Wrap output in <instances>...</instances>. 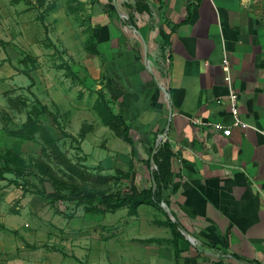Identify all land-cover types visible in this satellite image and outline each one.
Here are the masks:
<instances>
[{
	"label": "crops",
	"instance_id": "1",
	"mask_svg": "<svg viewBox=\"0 0 264 264\" xmlns=\"http://www.w3.org/2000/svg\"><path fill=\"white\" fill-rule=\"evenodd\" d=\"M80 1L89 27L85 67L74 73L123 116L137 150L132 157L131 144L101 120L96 92L91 127L78 136L83 163L113 175L131 162L124 180L133 195L149 182L146 161L165 130L173 152L165 208L141 203L130 212L126 204L111 210L97 203L102 211L79 205L68 213L56 204L61 199L50 203L4 172L0 264H264V0ZM87 37L96 51L86 48ZM224 56L246 123L227 136L190 122L230 125ZM167 217L182 234L176 256Z\"/></svg>",
	"mask_w": 264,
	"mask_h": 264
},
{
	"label": "rangeland",
	"instance_id": "2",
	"mask_svg": "<svg viewBox=\"0 0 264 264\" xmlns=\"http://www.w3.org/2000/svg\"><path fill=\"white\" fill-rule=\"evenodd\" d=\"M88 24L86 7L80 0H0V150L9 146L24 158V176L19 177L23 190L41 187L32 173L36 159L47 162L54 174L67 183L66 186L53 185L52 180L45 177L44 187L49 190L61 189L67 193L74 184L106 193L125 188L124 178L104 180L101 165L94 169L83 163L86 155L80 148L79 131L91 127L86 121L92 119L87 110L96 92H100L92 88L84 76L72 79L64 66L83 73L82 43ZM35 96L58 116L64 130L77 135L76 139L61 133L51 117L40 110ZM76 105L86 107L85 112L80 111L82 107L77 110ZM82 113L89 117L82 118ZM27 117L39 121L50 131L64 154L78 165L77 172L57 163L39 138L23 139L9 134V129L19 127ZM100 143L101 147L108 148L105 139ZM88 148L92 153L94 147ZM7 174L10 176L5 178L11 182L13 176ZM31 180H37V186ZM3 183L0 182V189ZM92 203L104 205L99 195ZM56 204L65 207L68 213H74L73 209L79 206L75 201L66 200Z\"/></svg>",
	"mask_w": 264,
	"mask_h": 264
},
{
	"label": "trees",
	"instance_id": "3",
	"mask_svg": "<svg viewBox=\"0 0 264 264\" xmlns=\"http://www.w3.org/2000/svg\"><path fill=\"white\" fill-rule=\"evenodd\" d=\"M86 48L89 49L92 46V51H96L94 47V43L90 42V38H86ZM67 75H69L72 79L77 78V75L71 69L70 66H64ZM30 78V77H29ZM30 89V88H28ZM32 93V92H31ZM8 100H11L8 97ZM35 102L39 106L40 110L51 117L53 123L60 129L61 133L69 136L71 139H76L77 137L71 133H68L64 130L58 116L55 115L52 111H50L46 104L40 102V100L35 96ZM93 107L97 114L101 117V120L109 125L118 136L122 137L124 140L131 144V155L132 157H137V150L135 147V141L130 136L129 133V125L125 122L123 116L119 113L113 114L111 112L110 107L107 104V101L103 97V95L98 94V97L94 101ZM87 129L81 128L80 138L84 136ZM9 134L12 136H16L18 138L28 139L37 137L43 144V146L50 152L52 158L57 162L62 164L66 169L75 173L78 170V165L72 162L61 150L60 146L57 145L55 138L52 136L50 131L39 121L33 119L32 117H27V120L23 122L19 127L9 129ZM173 157V152L171 150L170 144L167 140L162 141L157 146L154 147L153 152L151 153L150 163L149 159H147L146 163L148 166V170H150V179L147 185L141 187L138 192L133 195L127 194L128 188L125 186L119 192L115 193H106L104 191H93L88 190L80 185L74 184L71 185L67 193L54 189L52 192H47L44 188L45 177H48L52 180L53 185L62 184L66 186V181L61 177H58L52 171L51 166L41 160L36 159L33 161L34 171L32 172L34 176L38 179L41 184V188H37V191L41 192L45 197L49 199L50 203H53L57 200H67V201H75L78 205H83L87 211L90 210H99L103 209L97 207V204H93L92 201L99 195L101 201L104 203L106 208L114 210L121 205H128L129 211L134 212L136 206L141 203H151L160 208H165L161 205V202H165L163 198L164 190L169 187V180L171 176L170 162ZM0 178H4V172H10L14 175V179L11 181L15 184H18L17 178L24 176L23 164L25 160L22 156L15 153L11 148L6 147L5 149L0 150ZM99 167L96 166V168ZM132 163L130 162L129 169L127 172H123L121 170H115V174H104L102 178L104 180L118 178H128L131 173ZM123 193V195H122ZM126 193V194H124ZM166 225L170 228L172 233V242L174 245V255L176 256L178 253V249L176 247V240L182 236L179 228L178 222L176 220L167 217L165 220ZM161 241L160 239H156Z\"/></svg>",
	"mask_w": 264,
	"mask_h": 264
},
{
	"label": "built area",
	"instance_id": "4",
	"mask_svg": "<svg viewBox=\"0 0 264 264\" xmlns=\"http://www.w3.org/2000/svg\"><path fill=\"white\" fill-rule=\"evenodd\" d=\"M196 1V0H193ZM221 68L223 70V78L225 79L227 86H228V104L231 111L232 121L229 126L223 125L219 121H210V120H202L199 117H192L190 122L199 127L210 126L213 129L220 130L224 136L230 134L231 128L233 127H245L246 123L241 119L238 113L237 107V99H238V92L234 88L232 84V79L229 75V61L226 56L223 57L221 62ZM261 134L264 135V127L261 129ZM164 141V138L161 139V142ZM157 146V145H156ZM163 205V202L161 203Z\"/></svg>",
	"mask_w": 264,
	"mask_h": 264
},
{
	"label": "water",
	"instance_id": "5",
	"mask_svg": "<svg viewBox=\"0 0 264 264\" xmlns=\"http://www.w3.org/2000/svg\"><path fill=\"white\" fill-rule=\"evenodd\" d=\"M164 135H165V130L163 132H161L158 140H161ZM150 163H152L151 157H150Z\"/></svg>",
	"mask_w": 264,
	"mask_h": 264
}]
</instances>
